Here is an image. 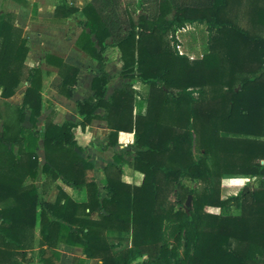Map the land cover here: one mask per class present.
Wrapping results in <instances>:
<instances>
[{"label":"trees","instance_id":"obj_1","mask_svg":"<svg viewBox=\"0 0 264 264\" xmlns=\"http://www.w3.org/2000/svg\"><path fill=\"white\" fill-rule=\"evenodd\" d=\"M229 5L230 0H90L80 9L73 0H61L57 18L85 16L76 45L96 60L100 73L92 79V94L76 101L80 120L59 124L52 112L43 131L37 124L44 108L43 71L25 64L28 40L15 14H0V264H23L36 245L41 260L54 264L60 243L80 246L100 264H143L144 258L157 264H264V185L246 183L236 194L221 195L224 175L264 176V35L228 18ZM258 20L264 23V13ZM195 22L208 25L209 43L201 58L191 59L180 53L176 33ZM109 45L120 49L131 80L107 98ZM45 58L62 78L59 92L72 97L79 68L53 53ZM135 80L148 86L141 96L144 113L136 112L141 93ZM25 82L23 103L8 101ZM99 108L110 129L108 146L133 133L131 165L144 174L141 184L122 180V153L104 168L105 192L88 178L93 164L80 154L74 129L88 126ZM28 110L31 126L24 124ZM42 174L85 188L87 200L78 202L61 187L55 202L44 200ZM167 221L173 222L171 239ZM110 232L129 233L130 241L112 242Z\"/></svg>","mask_w":264,"mask_h":264},{"label":"crops","instance_id":"obj_2","mask_svg":"<svg viewBox=\"0 0 264 264\" xmlns=\"http://www.w3.org/2000/svg\"><path fill=\"white\" fill-rule=\"evenodd\" d=\"M20 3L29 4L30 0H16ZM90 1V0H89ZM74 4L78 7H82L80 0H73ZM61 3V0L57 3L54 10L51 13L53 18L58 19L59 21H64L65 19L57 18L55 16L56 7ZM32 7L34 10L36 9L37 3L35 0L32 1ZM84 5V4H83ZM42 7H38L37 17L38 21H44L45 23V13L41 11ZM10 12L15 14V24L19 27H22L20 24L21 16L19 15L22 12L20 9H11L8 8L3 10L0 8V14ZM70 18V17H69ZM68 19V18H67ZM193 24H188L184 28L179 29L176 33L178 49L180 53L189 56L191 59H196L198 57L195 56V52L189 50L183 44V39L180 38V32H186L185 29L188 26L192 27ZM25 29L28 30L27 36H24L28 39L29 52L28 57L26 58L25 64L30 68H45L42 69L44 87L42 88L43 95V103L44 108L42 115L38 117V127L40 131H43L45 126V120L49 114H52L53 119L56 123H63L65 120H75L79 121L80 117L77 112L76 101L78 99L87 98L92 94L91 83L94 76L100 73L97 68V62L94 60L89 54L84 52L80 47L76 45V40L74 41V45L64 41L63 34H57L56 41L49 40L48 35L55 30L52 27L45 26L42 31H38L39 28L35 23H31L30 27L27 26ZM84 29V28H83ZM81 30V32L83 31ZM88 30V29H87ZM183 30V31H182ZM36 32V33H35ZM58 32V31H56ZM80 32V33H81ZM53 33V34H54ZM79 36V35H78ZM112 42V38L107 39V43L110 44ZM68 43V45H66ZM34 44V45H33ZM32 45V47H30ZM45 46L43 49L40 47ZM62 45V46H61ZM53 53L62 57L66 62L73 64L79 68L78 74V82L76 86L73 88V96L66 97L65 95L59 92V88L62 82V78L58 73L57 67L46 62V54ZM202 55V54H201ZM204 55V54H203ZM202 55V56H203ZM86 56H89L91 59H87ZM200 56V58L202 57ZM105 57V66L106 70L112 76L109 84H108V92L107 98H109L116 88L123 87L124 84L130 82L131 78L126 77L123 72V60L121 58L120 49L117 46L109 45L104 52ZM88 60V61H87ZM44 62V63H43ZM90 62L91 65L85 67L84 63ZM44 64L45 67H42ZM48 70H51L50 72ZM87 70V71H86ZM84 79L86 80L84 82ZM50 83V84H49ZM27 82L22 84L21 88L17 91L15 95L10 97L8 101L13 104H22L24 100V92L27 86ZM49 84V88L51 89L50 96H46L45 89ZM135 88L136 84H135ZM138 90V89H137ZM52 96V97H51ZM141 98L140 95H136V112H139L138 108V98ZM144 101V100H142ZM146 104L141 106V112H145ZM98 117L93 119L92 122L86 126L84 129L81 126H78L74 129L76 139L78 144L81 146L79 150L80 154L84 156L89 162L93 164V168L88 170V178H93L97 181L99 187L103 192L105 186V170L104 168L110 163H116L114 160L115 154H123V161L119 163L122 167V180L131 184H141L144 178V174L136 169H134L131 165V161L133 160V156L136 153L137 148L132 145L134 140L133 133H126L120 136L118 143L114 146H108L107 140L110 133V129L108 127L107 121L103 118L105 115V109L99 108L97 110ZM30 111L26 115V120L24 124L26 126H31V122L29 119ZM42 118V119H41ZM42 120V121H39ZM3 129L2 123H0V131ZM38 154L40 157V163L45 162V153L42 142H40V148L38 150ZM48 182V183H47ZM38 186L41 197L48 202H55L59 193V187L63 188V190L69 194L74 200L78 202L87 200V191L85 188H76L74 186L66 184L61 178L56 181H50L47 176L42 174L38 179ZM102 186V187H101ZM224 192L236 194L241 186L239 183H225L224 184ZM92 216L94 218H98V212H93ZM1 222V220H0ZM121 236V235H120ZM39 240V222L36 227V242ZM39 246L36 245L33 252H30L28 255V260L23 262V264H46L44 263L39 255ZM57 251L59 252V256L54 259V264H72L77 263L79 261H83L84 264L89 262V264H100L98 259L88 258L84 255L82 248L80 246H71L65 243H60ZM75 256L79 257L78 260L75 259ZM76 260V261H75Z\"/></svg>","mask_w":264,"mask_h":264},{"label":"rangeland","instance_id":"obj_3","mask_svg":"<svg viewBox=\"0 0 264 264\" xmlns=\"http://www.w3.org/2000/svg\"><path fill=\"white\" fill-rule=\"evenodd\" d=\"M32 1L30 0L29 4L25 3H20L16 0H0V8L6 11L8 8H15V9H20L22 12H20V24L21 28L23 29V33L27 36L28 30L25 29V27L29 26L31 23H35L39 30L42 31L45 26L52 27L55 30L54 32H51L50 35H48L49 40H54L56 41L57 35L56 33L63 34L64 41L70 43L71 45H74V41L76 38H78V35H80L81 30L85 28L84 26V21L86 20L85 16L81 13L78 12L72 17L65 19L64 21H59L58 19L53 18L51 16L52 11L54 10L55 6L59 2V0H35L37 3L36 9L38 12V7H42L41 11H44L45 13V23L44 21H36L38 19L37 17V12L36 9L32 7ZM82 7L89 1V0H80ZM84 4V5H83ZM80 8V9H81ZM140 13V12H139ZM139 13L135 14L134 19H138ZM261 13H264V0H230V5L227 10V16L230 18L234 23L237 25L248 29L252 32L264 35V23L259 22V16ZM172 17V15H170ZM185 29L186 32H180V38L183 39V44L185 47L189 50H192L195 52V56L200 58L207 50H208V43H209V30H208V25L206 23H199L195 22L192 27L188 26ZM58 31V32H56ZM183 31V30H182ZM36 33V32H35ZM54 33V34H53ZM28 40V39H27ZM57 42V41H56ZM66 43V45H68ZM34 45V44H33ZM62 46V45H61ZM32 47V45H30ZM40 47L43 49L45 46ZM202 54V55H201ZM28 57V56H27ZM26 57V58H27ZM87 59L89 56H86ZM87 60V61H88ZM44 63V62H43ZM85 67H88L91 65L90 62L84 63ZM42 67H45L44 64H42ZM43 69V68H42ZM45 69V68H44ZM43 69V70H44ZM49 72L51 70H48ZM87 71V70H86ZM44 73V72H43ZM124 73V72H122ZM126 76V74H125ZM127 77V76H126ZM86 80L84 79V82ZM44 80H43V87H44ZM50 84V83H49ZM49 84L47 88L45 89L46 96H50L51 89L49 88ZM136 87L141 93L140 96L145 97L148 92V86L143 84L140 81L135 80ZM52 97V96H51ZM138 98V108L141 109V105L144 104L142 102V98ZM42 119V118H41ZM39 121H42L39 119ZM195 150V147H194ZM196 151V150H195ZM264 162V160L262 161ZM185 182L192 186V187H199L200 182L197 180L191 181V180H185ZM239 183L241 188L246 184V183H251L252 187H259L264 185V176L263 177H250L247 175H233V174H228L224 175L222 180H221V195L223 198L232 195L233 193H226L224 192V184L225 183ZM48 183V182H47ZM102 187V186H101ZM101 189V188H100ZM206 210L214 213H221V210L217 207L213 206H207ZM233 213H239L240 210L236 208H232ZM172 221H167L165 224V234L166 237L170 238L172 237L171 232H172ZM121 235V236H120ZM131 235L129 233H118V232H110L108 233V238L112 242H118L121 241L124 245L128 244L127 242L130 241ZM182 251V248L180 249V252ZM75 259L78 260L79 257L75 256ZM144 260H139L143 261V264H157V262H146ZM75 260V261H76ZM99 261V260H98ZM141 263V262H140ZM86 264H89V262H86Z\"/></svg>","mask_w":264,"mask_h":264},{"label":"water","instance_id":"obj_4","mask_svg":"<svg viewBox=\"0 0 264 264\" xmlns=\"http://www.w3.org/2000/svg\"><path fill=\"white\" fill-rule=\"evenodd\" d=\"M191 204H192V196L189 195L188 199L186 200V205L191 206Z\"/></svg>","mask_w":264,"mask_h":264},{"label":"built area","instance_id":"obj_5","mask_svg":"<svg viewBox=\"0 0 264 264\" xmlns=\"http://www.w3.org/2000/svg\"><path fill=\"white\" fill-rule=\"evenodd\" d=\"M180 51V50H179Z\"/></svg>","mask_w":264,"mask_h":264}]
</instances>
